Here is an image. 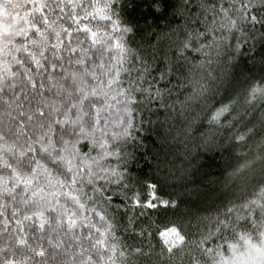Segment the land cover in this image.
<instances>
[{
    "label": "clouds",
    "instance_id": "9594fccd",
    "mask_svg": "<svg viewBox=\"0 0 264 264\" xmlns=\"http://www.w3.org/2000/svg\"><path fill=\"white\" fill-rule=\"evenodd\" d=\"M219 3L222 6L223 0ZM229 3L228 16H220L216 5H206L202 12L193 13V0H170V6L182 9L183 25L173 27L175 19L165 15L158 27L140 29L133 25L130 32H118L127 52L125 63L120 66L121 80L112 88L106 85L109 79L115 78L113 57L118 59L119 52L109 51L111 41L109 35L103 34L101 25L98 28L102 34L95 47L86 34L73 36L72 44L66 48L79 47L84 51L78 57L64 55L66 73L53 75L54 86L45 79L43 95H34L20 78L17 82L25 93L23 100L18 101L11 91L0 93V209L11 208L22 219L24 215L44 212L49 220L43 231L33 230V225L27 224L30 231L25 236H18L13 230L3 237L0 264H33L34 260L35 264H209V261L216 264L215 258L209 257V251L201 247L203 241L196 238L193 222H199L203 213L235 205L237 201H242L243 207L259 200L260 193L264 192V57L247 58L242 51L238 28L245 9L240 7L239 0H229ZM245 4L247 11L255 8L258 14H264V5L257 0H245ZM152 6L164 12L165 0H155ZM4 7L9 14L14 8L11 0ZM205 12L218 14L211 25L204 19L205 35L209 31H215L216 35L206 45L200 39H193L185 47L189 33L193 36L197 33V25L192 21L201 19ZM230 20H236L237 29L232 28ZM60 27L55 25L56 30ZM189 48L199 56H189ZM137 56L149 61L147 67L163 68L166 64L172 68L170 94L165 101L171 107L165 109L163 121L157 120L150 127H145L137 115L142 106L130 102L135 88L120 95L125 89L122 85L130 79L123 69L141 66ZM77 59L87 63L78 65ZM78 89L82 91L78 93ZM93 89L96 96H92ZM85 94L89 99L78 113L82 123L76 127L61 126L53 135L49 129L55 128L58 114L52 106L62 115L73 103L80 108ZM20 104H23L24 123L28 126L27 136L33 138L31 141L22 134L24 129L18 128ZM94 105L103 109V132L94 126L91 110ZM40 109L46 113L43 118L36 116ZM29 115L33 117L30 121L26 119ZM46 133L50 139L42 142L48 149L47 154L33 153L21 163V153L27 152L29 144L38 146ZM53 142L58 149L56 153L51 150ZM61 156L63 159H59ZM33 159L39 162L38 170L29 172ZM69 159L71 173L64 162ZM89 166L90 172H82L77 186L73 187L71 177L76 169ZM14 174L33 180L29 192L40 190V195L25 198L21 190L10 197V191L19 182ZM89 178L93 181L92 187L85 191L90 186ZM101 181L104 183L97 188L96 182ZM148 184L152 190L163 192L168 202L158 210L159 220H150L131 243L114 235L115 224L107 238V247L102 248L86 239V233L69 232L62 223V213L75 207L64 195L69 188L80 191L85 201L96 193L94 190L100 189L94 202L97 203L101 189L108 185L114 186L117 195H126L125 190ZM50 208H55V212H49ZM258 211L261 215V210ZM260 215L251 229L235 221L225 226L233 240L247 237L246 264H264V224L260 222ZM96 223L101 229L105 227L98 220ZM173 228L184 237L175 246L161 239L162 232ZM97 238L93 236V240ZM40 250L46 256L36 260L35 253ZM206 257L209 259L205 260ZM235 264H240L239 258Z\"/></svg>",
    "mask_w": 264,
    "mask_h": 264
},
{
    "label": "snow or ice",
    "instance_id": "6c2138e0",
    "mask_svg": "<svg viewBox=\"0 0 264 264\" xmlns=\"http://www.w3.org/2000/svg\"><path fill=\"white\" fill-rule=\"evenodd\" d=\"M7 2H9V0H6L5 3ZM26 2L32 6L33 11L25 12V15L21 17L24 26L17 27L15 31H11L10 29L12 26L5 25L2 30H0V40L4 41L3 45L0 46V52H4V50L9 47V44L15 45V42L11 39H6L7 37L19 36L24 38L19 42L18 46H14V52L22 53L23 55L19 57L12 55L11 61L4 60L0 62V93L6 90L11 91L18 101L24 99L25 93L22 86L18 84L17 78L22 79L24 85L27 86L34 95L37 93L43 95L45 79L48 80L49 84H53L54 86L53 75L58 72L66 73V69L63 66L64 55L67 54L72 57H78L80 53L84 51L79 47L66 48V45L72 44V38L74 35L81 33L86 34L88 41L93 47L99 43L98 37L102 34L101 30L99 28L94 29L87 24H82L83 20L91 19L108 22L112 26L111 30L113 33L132 31L130 26L121 29L120 25L113 21V15L115 14L114 4L116 0H26ZM239 2L240 7L245 9L241 13L243 16L242 25L238 28L240 35V39L238 40L239 46H247L254 40H259L261 43H264V32L257 28V25L264 27V14H253V11H256L255 8L249 12L247 11L245 0H239ZM257 2L264 5V0H257ZM152 3H155V0H152ZM193 3L202 10L205 9L206 5H214L213 0H193ZM13 6L14 8L19 7L18 4H13ZM0 8H5L4 4H0ZM45 9H47V12H45ZM5 14L7 15V12H5ZM218 14L228 16L227 9L221 6ZM12 19H15V17H12ZM64 20H68L70 26L66 27L63 23ZM214 20L215 17L213 18V22ZM192 23L196 25H204V20L197 19L193 20ZM230 23L233 29H237L236 20H230ZM57 24L62 26L59 30H56L55 28V25ZM103 34L108 35L107 32H104ZM201 36H205V31H201L198 27L195 36H193L192 33H189L190 39L185 42V47L190 46L191 40H199ZM109 39L111 41V49H109V51L115 50L119 52L118 59L113 57L112 67L115 78L109 79L106 85L108 88H112L113 85L119 83L121 80L122 70L120 66L125 63L127 49L124 47L121 37L109 35ZM9 54L11 53H6V55ZM136 59L142 61L140 67L123 69V73L127 74L130 79L128 83L129 87L123 89L120 92V95H125L131 88H135V92L139 95H135L130 102L142 106V110L137 113L142 124H154L156 121L145 120L142 117L145 115L156 114L159 109H168L171 107V105L165 101L170 94L171 80L169 78L172 75V68L166 64L163 68L153 65V67L156 68V70L153 71V67L146 66L149 64L147 59H143L139 56H137ZM76 63L83 66L87 61L84 59H77ZM11 64H15L17 70H14L11 67ZM101 67H103L102 64ZM133 73H136L134 78H132ZM67 78L68 77L65 75V79ZM72 80L73 83H75V73L72 74ZM100 83L103 84L104 82L101 81ZM62 91V89L59 90L58 94ZM80 91H82V89H78V93ZM96 95L97 93L95 89H93L92 96ZM88 99L89 96L85 94L80 100V108H77V105L73 103L62 115L60 114V110L55 108V105L52 106L53 111H56L58 114V118L55 121V128L49 129L53 132V135L54 131L59 130L61 126L67 127L71 125L72 127H76L77 124L82 123L81 117L78 113L83 111V105ZM113 99H115V97H113ZM45 106L47 107V104H45ZM20 108L21 119L18 122V128L24 129V133L22 134L31 141L33 138L27 136L28 126L24 123L25 117L23 104H20ZM91 110L93 112V121L96 130L103 132V128L101 127L105 123L103 119V109L94 105ZM45 115L46 113L43 109L36 112V116L40 118L45 117ZM26 119L30 121L33 117L29 115ZM80 131H83V128H81ZM0 139H2V137H0ZM49 139L50 137L46 133L40 138L38 146L35 144H29L27 146V152L21 153V163H23L27 157L32 156L33 153H36L37 156H39L41 152L47 154L48 149L42 141ZM51 150L53 153L58 151L54 142ZM59 159H63V157L61 156ZM64 162L68 166L67 171L71 173L73 171L71 160L69 159ZM38 163V160L33 159L28 166L29 172L38 170L36 167ZM7 167L9 169L11 168L10 165ZM82 172H90V166L82 168L78 167L76 169V172L71 177V185L73 187L77 186ZM14 175L19 182L10 191V197L16 195L17 189H20V191L22 190V194L25 198L40 195V190L29 192V189L33 185V180L23 179L22 177H19L18 174ZM59 183L61 187H64L63 181H60ZM92 183V179L89 178L88 184L91 185ZM94 191L99 194L100 189ZM64 195L75 205L72 210H65L62 213V223L67 226L69 232L75 233L78 228L86 229V239L93 241L94 246L99 245L102 248H106L107 238L109 234L112 233L114 224L108 220L105 214L98 212L96 208H88L86 201L81 199L80 191H73L72 188H69ZM108 199H110V197ZM88 200L94 203L96 196H90L88 197ZM56 203L58 204L59 201ZM137 203H139V201H137ZM252 205H255L256 208L261 210L260 222L264 224V192L260 193L259 200H253L250 204H246L243 207L251 209ZM147 206L153 207L152 204H148ZM48 211L55 212V208H50ZM234 211L235 209L233 208H227L225 213H223L225 219L220 220L219 217H217L216 223L227 226L228 217H230ZM85 212L93 213L96 219L93 220L89 215H85ZM46 215L47 214L44 212L35 213L33 215H24L21 220L17 218L18 213L16 211L11 212V218L15 220L17 225H23L24 221H30L33 222V230L40 229L41 231L49 225V220L46 218ZM2 216H4V212L0 211V217ZM244 218L245 217H237V219ZM97 220L105 225L103 229H101L96 223ZM8 222V220L4 221L5 227H7ZM253 223H255V221H253ZM94 235L99 238L93 240ZM162 236H164L166 243L170 242L173 246L184 240V237L175 228L166 233H162ZM170 237L171 239H169ZM21 243H23V241H21ZM56 247H59V245H56ZM35 254L42 259L46 256L44 250H40ZM80 254L82 255V253Z\"/></svg>",
    "mask_w": 264,
    "mask_h": 264
},
{
    "label": "trees",
    "instance_id": "16d2710c",
    "mask_svg": "<svg viewBox=\"0 0 264 264\" xmlns=\"http://www.w3.org/2000/svg\"><path fill=\"white\" fill-rule=\"evenodd\" d=\"M5 2L6 0H0V4H4ZM11 3L22 5V7L13 8L10 14L7 8H0V30H2L5 25H11V31H15L17 27L24 26L21 17L25 15V12L33 11L32 6L27 4L26 0H11ZM213 4L216 5L219 11V8L221 7L219 0H213ZM222 6L228 9L230 7L229 0H223ZM181 10L182 9H179L178 6H170V0H165L164 12L156 11L152 6V3H150V0H116L114 4L115 14L113 15V21L117 22L121 29L133 25L143 29L145 27L160 26V22L164 20L165 15H167L168 17L175 19L176 23L173 27H177L178 25H183V21L180 19ZM192 11L193 13H199L202 12V9L193 4ZM5 12H7V15ZM45 12H47V9H45ZM173 14L175 15L173 16ZM253 14L258 13L253 11ZM219 15L222 16V14ZM12 17H15V19H12ZM214 17L215 19L218 18V14L215 12H205L201 16V20L207 18V21L211 25ZM63 23L66 27L70 26V22L68 20H64ZM82 24H87L94 29L103 25L104 28L101 29L102 31L107 32L108 35H118V33L112 32L111 24L105 21L88 19L83 20ZM198 27L201 31H205L204 25H197V28ZM257 28L264 32V27L257 25ZM81 35H83V33H81ZM215 35V31H209L205 36H201L200 41L202 42V45H206L210 42ZM10 38L15 42V45L9 44V47L5 49L4 52H0V62L4 60L11 61L12 55L18 57L23 55L22 53L14 52V46H18L19 42L24 38L19 36ZM233 42H235V38L233 39ZM3 43L4 41L0 40V46H2ZM249 49H251V52H249ZM242 51L247 54V58L252 56L264 57V43H261L259 40L251 41L247 46L242 48ZM6 53L11 54L6 55ZM187 54L192 57L199 56V53L191 51V48H189ZM245 62H247V59ZM11 67L14 70H17V66L15 64H11ZM174 82L175 81H173V83ZM122 87L127 89L129 85L124 83ZM135 95L139 94L135 93ZM156 114L158 115H145L142 118L156 122L157 120L163 121L165 119V109H159ZM155 124L156 123H144V126L150 127ZM151 138L152 137H149V139ZM111 159L112 158L110 157L109 160ZM101 183L104 182H96V187L99 188ZM9 186H12L11 181L9 182ZM91 187V185L88 186L85 191H90ZM113 187V185H108L106 189H101L102 195L99 197V202L93 203L92 201H86V204L88 208L94 207L98 212L105 214L108 220L112 224H115L116 231L114 235L116 237L120 238V240L125 243H131L138 237L140 229L142 227H147L150 220H159L158 210L165 206L168 202V197L161 191L152 190L150 184L145 185L143 188L136 185L132 191L125 190L127 192L126 195H117L113 191ZM19 191L20 189H17V192ZM92 196H96V193H93ZM109 197L110 199H108ZM6 199L10 200L11 198L8 197ZM137 201H139V203H137ZM242 203V201H237L235 205H227L217 208L211 212L203 213L199 217V222H193L192 226L195 229L196 238L203 241L201 247L204 250H211L209 251V257H214L216 264H235L237 258H239L240 264H246V257L244 254L248 251V245L246 243L247 237L245 240H233L230 233L226 230L225 225L216 223L217 217H219L220 220L225 219L223 213H225L227 208H233L235 211L230 217H228L227 224L235 221L238 224L246 225L248 229H251L253 221L256 222L257 217L260 215L258 208H256L255 205H252L251 209L242 207ZM148 204H152L153 207H148ZM0 211L4 212V216L0 217V231L7 229V231H2V235H0V242H2L3 237L7 236L9 232H12L13 230H15L18 236H25L26 233L30 231L26 225L32 224L33 222L24 221L23 225H17L15 220L11 218V208L7 210L0 209ZM84 214L89 215L93 220L96 219L95 215L91 212H85ZM238 216L246 217L247 219H237ZM17 218L22 220V217L20 216ZM5 220L9 221L7 223V227L4 226ZM76 231L83 234L86 232V229L78 228ZM166 232H168V230H165L162 233ZM162 233L161 239L165 242V238L162 236ZM243 234L244 232L242 230L241 235ZM169 239H171V237ZM29 243H31L30 239ZM44 244L47 245L48 242L45 241ZM229 244L232 245L231 248H229ZM25 259H27V256H25ZM35 259L40 260L42 258L36 257ZM85 259H87V257H85ZM204 259L208 260L209 258L206 257ZM33 264H35V260L33 261ZM209 264H211V261H209Z\"/></svg>",
    "mask_w": 264,
    "mask_h": 264
}]
</instances>
